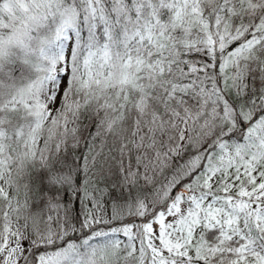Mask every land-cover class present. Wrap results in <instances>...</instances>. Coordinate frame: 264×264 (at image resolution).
Returning <instances> with one entry per match:
<instances>
[{"label":"snow or ice","instance_id":"6c2138e0","mask_svg":"<svg viewBox=\"0 0 264 264\" xmlns=\"http://www.w3.org/2000/svg\"><path fill=\"white\" fill-rule=\"evenodd\" d=\"M0 264H264V0H0Z\"/></svg>","mask_w":264,"mask_h":264}]
</instances>
